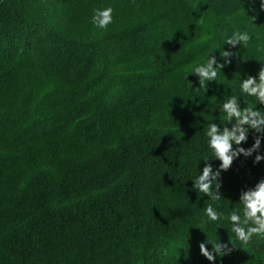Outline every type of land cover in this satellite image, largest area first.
Here are the masks:
<instances>
[{"label": "trees", "instance_id": "trees-1", "mask_svg": "<svg viewBox=\"0 0 264 264\" xmlns=\"http://www.w3.org/2000/svg\"><path fill=\"white\" fill-rule=\"evenodd\" d=\"M236 32L247 46L225 44ZM222 50L200 88L192 69ZM262 68L260 0H0V264H264V237L244 245L223 218L264 161L234 160L219 200L193 188L220 165L208 125L230 96L256 106L240 85ZM206 241L231 252L210 262Z\"/></svg>", "mask_w": 264, "mask_h": 264}, {"label": "clouds", "instance_id": "clouds-1", "mask_svg": "<svg viewBox=\"0 0 264 264\" xmlns=\"http://www.w3.org/2000/svg\"><path fill=\"white\" fill-rule=\"evenodd\" d=\"M260 8L264 11V0H260ZM112 12L111 7L103 10L97 9L92 17L93 25L98 29L107 30L108 25L112 23ZM249 40L250 36L247 32H236L226 40L225 44L236 48L237 45L247 46ZM232 56L231 51L222 50L220 58L224 60V64H218L217 58L213 55L211 58L209 56L205 63L195 66L192 74L198 77L200 88H206L209 82L216 81L217 69L230 64ZM240 91L242 96L254 98L256 106L246 105L241 110L236 96H230L220 109L223 118L227 121L226 126L221 130L217 124L212 123L206 129L212 159L218 160L220 165L213 172L211 164L208 163L210 159L205 160L202 174L193 180V188L198 195L203 193L212 200L221 198L219 177L221 172H226L231 168L234 160L240 156L249 158L255 153L254 164L264 161V155L260 154L261 142L264 140V114L257 109V104L264 105V68L259 71L258 79L249 77L243 80ZM228 125H232L231 128ZM250 131L255 134L254 143L248 149L240 147L242 143H247ZM213 185H215L214 188ZM240 203L243 205L241 213L233 211L223 218L231 222V232L235 234L236 239L247 245L253 236L264 237V179H261L254 188L242 191ZM205 215L207 219L203 221L204 224L216 222L222 218V214L214 210L211 205L206 206ZM207 243L209 242L200 243L199 250L200 254L210 262H214L217 256L222 257L231 252L227 245L221 243H211L212 250L209 251L206 247ZM230 243L234 246L231 239Z\"/></svg>", "mask_w": 264, "mask_h": 264}]
</instances>
